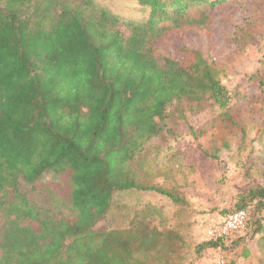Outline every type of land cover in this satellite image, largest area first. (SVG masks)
<instances>
[{
    "label": "trees",
    "instance_id": "16d2710c",
    "mask_svg": "<svg viewBox=\"0 0 264 264\" xmlns=\"http://www.w3.org/2000/svg\"><path fill=\"white\" fill-rule=\"evenodd\" d=\"M225 1L140 0L148 20L130 22L125 35L120 18L94 0H0V264H193L230 236H241L239 247L250 228L251 237L264 232L263 217L252 221L249 209L262 214L263 184L221 215L246 210L243 230L197 245L184 210L172 226L138 218L125 228L96 227L118 191H155L187 205L150 181L148 164L145 175L138 171L170 107L183 117L216 107L235 121L241 97L220 79L217 58L186 43L177 53L156 44L191 23L195 8L205 7L197 19L204 22ZM254 77L264 83L261 72ZM241 121L235 126L246 132ZM47 174L69 175L68 212L36 207L21 191V179L35 184ZM250 256L244 245L240 257Z\"/></svg>",
    "mask_w": 264,
    "mask_h": 264
},
{
    "label": "rangeland",
    "instance_id": "374dc122",
    "mask_svg": "<svg viewBox=\"0 0 264 264\" xmlns=\"http://www.w3.org/2000/svg\"><path fill=\"white\" fill-rule=\"evenodd\" d=\"M94 2L120 18L119 27L125 35L130 33V22L144 23L150 14L140 0ZM205 11V7L195 8L191 23L186 21L166 32L156 44L162 52L177 53L186 43L217 58L220 79L236 98L241 97L234 103L235 121L222 119L216 107L189 117L170 107L164 129L150 141L147 163L141 161L138 171L143 175L148 164L150 175L146 176L150 181L177 191L187 205L174 203L155 191H118L108 214L96 226L100 230L125 228L138 218L159 227L172 226L178 220L176 212L184 210L183 221L194 225L191 240L197 245L206 241L211 217L219 221L223 213L237 208L240 193L264 185V83L258 77L251 79L258 71L264 80V0H226L213 12V18L198 22ZM241 119L246 132L235 126ZM20 188L36 207L53 214L68 212V174H47L35 184L21 179ZM249 209L252 221L260 216L264 219V210L260 214L254 206ZM205 217L208 224L201 227L200 219ZM251 232L250 228L243 240L250 257H240L244 245L233 247L241 237L234 235L223 241L224 247L204 250L201 258L194 254L193 264H224L235 259L237 264H264V232L253 237Z\"/></svg>",
    "mask_w": 264,
    "mask_h": 264
},
{
    "label": "built area",
    "instance_id": "2783aa9c",
    "mask_svg": "<svg viewBox=\"0 0 264 264\" xmlns=\"http://www.w3.org/2000/svg\"><path fill=\"white\" fill-rule=\"evenodd\" d=\"M248 220V212L244 209L229 213L222 218L219 225H209L206 229V235L210 238L222 237L226 234L243 230Z\"/></svg>",
    "mask_w": 264,
    "mask_h": 264
}]
</instances>
